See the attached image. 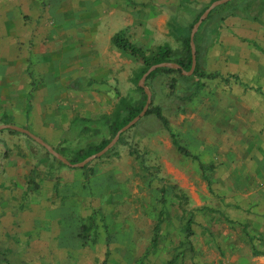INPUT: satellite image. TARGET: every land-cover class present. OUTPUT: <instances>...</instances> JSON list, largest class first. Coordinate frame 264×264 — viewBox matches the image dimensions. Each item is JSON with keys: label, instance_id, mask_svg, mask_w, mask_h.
I'll list each match as a JSON object with an SVG mask.
<instances>
[{"label": "rangeland", "instance_id": "obj_1", "mask_svg": "<svg viewBox=\"0 0 264 264\" xmlns=\"http://www.w3.org/2000/svg\"><path fill=\"white\" fill-rule=\"evenodd\" d=\"M210 3L0 0V124L8 115L72 161L111 140L119 98L145 92L140 64L111 36L123 30L147 51H179L170 18L191 32ZM193 41L204 75L145 79L148 109L158 106L168 125L144 114L111 147L118 156L71 167L26 134L0 130V264H264V0L214 6ZM171 133L212 167L209 185Z\"/></svg>", "mask_w": 264, "mask_h": 264}, {"label": "trees", "instance_id": "obj_2", "mask_svg": "<svg viewBox=\"0 0 264 264\" xmlns=\"http://www.w3.org/2000/svg\"><path fill=\"white\" fill-rule=\"evenodd\" d=\"M214 0H211V2ZM196 2L195 1H188V2H180L176 11H181L189 8L191 5H194ZM206 9V8H204ZM201 10L197 14V16L194 18L193 23H195L202 12L204 11ZM175 10V9H174ZM176 12V14L178 13ZM210 13V12H209ZM169 27L171 33H173L178 39H180L182 43V47L179 51L173 50L169 45L163 44V45H158L154 50L152 51H147L143 49L142 47L138 46L135 44L129 36L125 33L123 30H119L115 32L111 36V42L112 44L133 58L136 62L140 64V69L139 72L135 76V80L138 81L143 73L152 65L158 64L161 62H175L176 64L179 65V68H172V67H159L150 72V74L146 77L148 79L152 75H154L158 71H164V72H179L181 73L182 71H188L191 67V48H190V27L191 25L184 26L182 23H180L179 19L176 17H171L169 20ZM197 52H196V58H197ZM193 74L201 77L203 76V71L199 69L197 61H196V66L193 71ZM217 74H207L206 76L208 77H214ZM235 77L234 75H228L226 77H220L223 81L227 82L229 80V77ZM174 86V85H173ZM171 86V87H173ZM197 86L202 88L204 86V83L202 81H197ZM197 87V88H198ZM138 88L142 91V88L138 86ZM174 88V87H173ZM195 92H193L189 97L193 96ZM146 101V94L145 92H142V99L138 102H131L126 100L124 97H120L118 101V106L115 111L114 118L109 125L112 132L116 133L121 127H123L125 124H127L131 119H133L135 116H137L140 111L143 108V105L145 104ZM148 113H153L161 122L164 126L167 127L168 121L167 119L163 116L160 108L158 106L152 107L146 110L145 114ZM8 115L3 114L1 119L3 123H9L8 120ZM90 120V119H89ZM122 134H120L118 141L121 143L122 141ZM171 140L173 145L176 147L179 153H181L184 156L190 157L197 165L198 169L200 170L202 176L206 180L207 184L209 185V179H208V173L211 171L212 167L206 163L201 162L196 155L192 154L184 145L181 144L179 139L174 133L170 134ZM110 140H103L101 141L97 146L90 148L85 151H80L74 161L69 160L72 163L79 162L86 158L87 156L101 150ZM34 157H36L37 161L39 162H48V157H42L41 155H37L36 153H33ZM111 155L118 156V151L113 150L110 148L106 153L103 154L104 157H109ZM55 159V157H54ZM84 169H87V164L83 167ZM32 182H34L33 179H31ZM171 188L175 189V196L181 201V203H186L188 198L187 196L181 191L180 188H178L176 185H171ZM163 191V189H162ZM185 210V209H184ZM162 210L159 212L158 215V222L155 225V230L158 231L159 229V222L162 219ZM193 222V215L190 214L188 218L186 219L185 223V230L187 231L188 234H191V226ZM156 237L157 234L154 235L153 239V244L156 242Z\"/></svg>", "mask_w": 264, "mask_h": 264}, {"label": "water", "instance_id": "obj_3", "mask_svg": "<svg viewBox=\"0 0 264 264\" xmlns=\"http://www.w3.org/2000/svg\"><path fill=\"white\" fill-rule=\"evenodd\" d=\"M229 0H214L210 3V5H208V7L203 11V13L201 14V16L198 18V20L194 23L191 32H190V48H191V67L188 71H182V73L184 74H192L195 66H196V49H195V45H194V41H193V37L194 34L198 28V26L200 25V23L202 22L203 19H205V17L209 14L210 10L219 4L228 2ZM159 67H172V68H179V65L176 64L175 62H161L158 64H154L152 66H150L141 76V78L138 80V86L143 88L146 94V101L145 104L143 105L142 110L140 111V113L135 116L133 119H131L127 124H125L123 127H121L114 135V137L99 151L87 156L86 158H84L83 160L76 162V163H72L70 162L66 157H64L62 154H60L58 151H56L54 148H52L47 142H45L41 137L37 136L36 134H34L32 131H30L29 129L22 127V126H18L15 124H11V123H2L0 124V130H4V129H9V130H15L18 132H22L24 134H26L28 137H30L31 139H33L34 141H36L38 144H40L42 147H44L52 156H54L56 159H58L60 162H62L63 164L67 165V166H71V167H79V168H83L86 164H88L90 161H92L95 158H98L100 156H102L104 153H106L112 146L113 144L119 139V136L121 133H123L125 130H127L130 126H132L136 121L139 120L140 117H142L146 110L148 109L150 100H151V94H150V90L145 86L144 81L146 79V77L150 74V72L156 68Z\"/></svg>", "mask_w": 264, "mask_h": 264}, {"label": "crops", "instance_id": "obj_4", "mask_svg": "<svg viewBox=\"0 0 264 264\" xmlns=\"http://www.w3.org/2000/svg\"><path fill=\"white\" fill-rule=\"evenodd\" d=\"M117 32V31H116Z\"/></svg>", "mask_w": 264, "mask_h": 264}]
</instances>
